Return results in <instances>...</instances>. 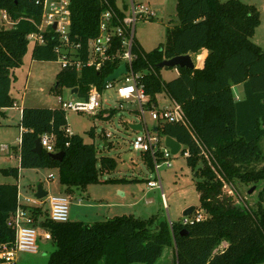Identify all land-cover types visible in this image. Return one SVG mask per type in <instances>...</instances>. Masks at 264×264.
<instances>
[{
	"label": "trees",
	"instance_id": "trees-1",
	"mask_svg": "<svg viewBox=\"0 0 264 264\" xmlns=\"http://www.w3.org/2000/svg\"><path fill=\"white\" fill-rule=\"evenodd\" d=\"M36 1L0 0V11L15 22L12 28L0 27V111L15 101L11 96L15 69L24 63L28 34L41 21L42 6ZM109 8L123 17L128 1L119 5L117 0H72L70 37L81 43L84 56L90 39L99 33L102 12ZM177 12L179 23L168 31L165 47L147 51L135 40L133 67L141 73L139 80L150 105H156L158 94L166 92L182 104L195 130L193 133L189 126L177 122L156 125L160 135L182 143L184 155L189 152L186 162L196 179L206 218L170 224L160 215L121 214L90 224L70 219L58 222L49 218L48 210L37 207L32 211L36 219L45 216L41 225L56 245L48 264H154L167 246L175 248V264L264 263V152L260 144L264 137V49L252 39L261 23L260 10L241 0H178ZM46 36L45 44L33 46L32 58L58 60L61 41L55 34ZM203 48L209 52L203 67H178L176 77L162 79L157 63ZM120 63L117 58L100 69L84 67L81 71L63 67L55 88H78L77 97L87 98L93 84L103 91L105 78ZM236 84L244 87L245 97L240 100L233 90ZM20 126V167L57 170L69 193L90 183L118 180L102 179L98 173L115 170L116 158L101 156L98 169L95 144L85 142L79 134H66L68 119L63 108L24 107ZM45 132L55 135V149L65 152L62 160L45 150L41 154L34 151L36 139ZM89 133L95 137L94 127ZM195 136L213 155L203 154L204 144ZM142 155L154 168L149 153ZM10 171L18 178V169ZM239 182L262 185L255 206L238 197ZM17 198V182L0 183V244L15 238V228L9 222Z\"/></svg>",
	"mask_w": 264,
	"mask_h": 264
},
{
	"label": "rangeland",
	"instance_id": "rangeland-1",
	"mask_svg": "<svg viewBox=\"0 0 264 264\" xmlns=\"http://www.w3.org/2000/svg\"><path fill=\"white\" fill-rule=\"evenodd\" d=\"M128 1V0H126ZM227 1V0H221ZM248 4H254L260 10L261 23L256 29L252 39L264 47V0H241ZM124 0H117L122 5ZM143 2L156 12L152 18H138L135 23V40L140 42L147 50L157 47H165L168 42V31L179 21L177 20L178 0H135ZM14 20L10 19L4 11H0V27H14ZM33 42L29 43L28 51L24 56V63L15 69L11 94L17 105L2 108L0 111V183L17 182L21 186V198L34 195L36 187L41 183L50 194H66L70 196V220H81L86 223H93L97 220H104L116 214H134L143 218L152 215H160L169 223H180L184 217V211L195 206L196 211L204 212L201 207L199 192L191 168L186 162V155L181 151L173 154L168 160H161L160 175L165 194L163 200L161 189L147 187V180L156 179V170L150 168L145 162L141 152L132 147V141L137 131L130 127L133 122H139L138 102L135 99L122 100L118 97L115 87H107L102 91L103 110L98 115H89L81 112L67 111L68 125L73 133L81 135L85 142L94 143L97 150V167L101 156L116 158L118 166L115 170L101 172L102 179L116 178L115 181H100L88 184L85 188H75L74 193L66 192L62 188L58 173L55 169L20 167L17 150L20 146L22 127L20 126L23 107H58L57 97L60 95L65 100L78 98L72 89L66 86L55 88L57 75L63 68L62 59L58 60H37L32 58ZM206 49V48H205ZM194 63L200 56L198 53H191ZM176 67H165L161 70V77L168 81L176 77ZM122 81L119 77L116 82ZM117 85V84H116ZM239 88H237L238 90ZM172 99L166 92L158 94L157 104L159 107L171 103ZM122 105V106H121ZM112 109H115L111 117H107ZM149 126L156 124L149 113H146ZM94 127L95 137L89 133ZM110 133V136H106ZM163 139L166 136L161 135ZM106 141L111 142L106 145ZM261 147L264 152V137L261 139ZM7 146V149L4 148ZM260 167L263 163L258 164ZM18 169V178L10 170ZM53 173L54 177L49 178ZM134 179V180H132ZM137 179V180H135ZM238 197L246 200L250 205L255 206L259 199L262 185H256L252 192H249L254 185L238 183ZM124 192V195L120 194ZM82 198L79 202L78 199ZM91 203L92 205H88ZM111 203L114 206L111 207ZM129 204V207L122 208L115 213V205ZM103 204V205H102ZM264 206V193L262 195ZM88 205V206H87ZM120 207V206H118ZM111 209V211H110ZM111 212L107 215V212ZM195 211V212H196ZM92 212H96L93 216ZM107 216V217H106ZM194 218V213L189 215ZM45 216H40L36 226L40 230L38 237L39 250L37 252L20 251L17 254L15 264H48L50 254L55 250L56 245L52 240L45 239L44 228L41 221ZM144 264V263H133ZM154 264H175V257L172 249L167 246L163 256ZM264 264V263H260Z\"/></svg>",
	"mask_w": 264,
	"mask_h": 264
},
{
	"label": "built area",
	"instance_id": "built-area-1",
	"mask_svg": "<svg viewBox=\"0 0 264 264\" xmlns=\"http://www.w3.org/2000/svg\"><path fill=\"white\" fill-rule=\"evenodd\" d=\"M36 2L42 6L41 21L37 25V29L28 34V40L29 42H33L34 45L45 44L47 42L46 34H55L62 45L59 49L61 53L59 58L62 59L63 67L74 68L76 71H81L84 67L100 69L109 61H114L117 58L120 59V65L123 63L127 65V73L120 76L122 77V81L108 82L105 88L115 87L120 99L127 101L135 99L138 102L137 111L140 121L137 123H141L142 130L136 132L132 141V147L142 154L149 153L152 157L157 174L156 179L151 178L147 180V186L150 189L160 188L164 200L165 194L159 171L162 166L160 159L165 160L169 164L168 160L173 154L165 144V139L161 137L158 131L154 130V126L159 122H177L189 126L193 133H195V130L182 104L179 102L172 100L170 105L162 107L154 103L150 105L149 95L145 90L144 84L139 80L141 73L136 72L133 67L134 59L137 57L133 53L135 23L138 18L155 17L156 12L145 3L135 2V0H128V9L123 17H119L117 11L113 8L104 10L100 16L99 33L90 39L88 53L84 56L81 50V43L72 41L70 37L72 0H37ZM116 40H118V44L115 43ZM101 97L102 91L93 84L90 86L87 98L78 97L65 100L59 95L57 102L59 107L66 111L97 115L103 110ZM14 105H17V103L14 102ZM146 113H149L151 118L156 121V124L152 127L148 124ZM64 130L67 135L71 136L74 134L69 125ZM106 136H110V133ZM39 137L43 150L49 153L57 152L55 149V135L53 133L45 132ZM195 137L201 145L204 144L200 138ZM4 148L7 149V146H4ZM203 149L204 155L212 154L205 147V144ZM188 154L189 152L187 151L185 155ZM49 177L53 178L54 175L50 174ZM21 195V186L18 183V204L9 222L15 228V238L13 241L0 244V264H15L17 254L20 251L37 252L39 250L37 241L40 236V230L36 226V223L39 221L36 219L32 209L38 207L48 210V216L53 221L65 222L70 219V196L66 194H51L42 198L34 194L27 196L24 202ZM46 205L48 206L46 207ZM195 211L196 208L192 212L194 213V218H190L189 215L191 214L185 215L182 222L185 224L193 223L194 221H201L206 218L207 214L205 211ZM43 235L47 240H51L52 238L51 233L46 229H44Z\"/></svg>",
	"mask_w": 264,
	"mask_h": 264
},
{
	"label": "water",
	"instance_id": "water-1",
	"mask_svg": "<svg viewBox=\"0 0 264 264\" xmlns=\"http://www.w3.org/2000/svg\"><path fill=\"white\" fill-rule=\"evenodd\" d=\"M177 20L179 21V17H177ZM55 27V25H54ZM157 66L160 68L165 67H187V68H195L196 65L192 59L191 54H183V55H176L171 58H165L159 63H157ZM127 73V65L125 63L121 64L119 67H117L112 73H110L104 80L103 86L105 87L108 82L116 81L120 76ZM78 88H75L72 93H77ZM130 127L135 131L142 130L141 123H131ZM154 130L158 131V127L154 126ZM107 144V143H105ZM165 144L170 148L172 154L179 153L183 146L180 141L175 139L172 136H166L165 137ZM34 151L41 154L43 152V147L40 141V137L36 139ZM50 155L56 159V160H62L64 158L65 152L64 151H57L54 153H50ZM255 186L252 187V189L249 192H252L255 189ZM48 195V192L44 190L43 185L39 183L36 187L35 196L42 198ZM195 206H190L184 211V216L191 214L195 210ZM185 229L182 230L184 232Z\"/></svg>",
	"mask_w": 264,
	"mask_h": 264
},
{
	"label": "crops",
	"instance_id": "crops-1",
	"mask_svg": "<svg viewBox=\"0 0 264 264\" xmlns=\"http://www.w3.org/2000/svg\"><path fill=\"white\" fill-rule=\"evenodd\" d=\"M261 46V45H260ZM262 47V46H261ZM263 49H264V47H262ZM208 50L207 49H205V48H203L201 51H200V56H199V59H198V61L195 63V65H196V67H199V68H201V67H203L204 66V62H205V59H206V57H207V55H208ZM179 74V70L177 69V73H176V76ZM237 88H239L238 90H237ZM233 90H234V93H235V96H236V98L238 99V100H240V99H242V98H244L245 97V92H244V87H243V84H236V85H234L233 86ZM76 94V93H75ZM11 96H12V94H11ZM12 98H13V96H12ZM14 99V98H13ZM15 100V99H14ZM166 105H170V103H168V104H166ZM165 105V106H166ZM24 108V107H23ZM22 108V109H23ZM133 123H137V122H133ZM106 145H109L108 143H109V141H106ZM33 169H36V170H38V169H40V168H33ZM46 169V168H45ZM57 171V170H56ZM18 172H19V175H20V171L18 170ZM57 173H58V171H57ZM50 174H53V173H50ZM49 174V175H50ZM50 178V177H49ZM61 184V183H60ZM61 186H62V188L63 189H66L65 188V186L64 185H62L61 184ZM148 187V186H147ZM43 188H44V190H46L47 192H48V195H51L50 194V189L48 188V189H46L44 186H43ZM150 189V188H149ZM36 191V190H35ZM73 193V192H72ZM62 194V193H61ZM65 194V193H64ZM120 194H122V195H124V192H122V191H120ZM79 199H81V200H79ZM78 199V201L79 202H81L82 201V198H79ZM88 205H92L91 203H89ZM87 205V206H88ZM103 205V204H102ZM48 205H46V207H47ZM112 206H114V203H111V207ZM116 206V209L115 210H112V211H114L115 213H117L118 211H120V209H122V208H126V207H129L130 205L129 204H124V203H122L121 205H115ZM118 206H120V207H118ZM110 211H111V209H110ZM111 212H107V215L108 214H110ZM125 214V213H124ZM92 215L93 216H95L96 215V212H92ZM116 215H121V214H116ZM116 215H114V216H116ZM113 216V217H114ZM107 217V216H106ZM108 218H111V217H108ZM107 219V218H106ZM105 220V219H104ZM95 222V221H94ZM90 224V223H89ZM169 248H171L172 249V252H173V254H174V257H175V248L174 247H170L169 246ZM163 256V255H162ZM161 256V257H162ZM160 257V258H161ZM159 258V259H160ZM158 259V260H159ZM157 260V261H158Z\"/></svg>",
	"mask_w": 264,
	"mask_h": 264
}]
</instances>
